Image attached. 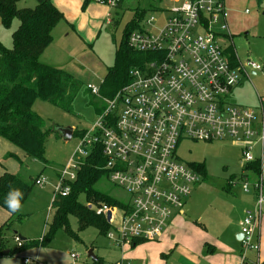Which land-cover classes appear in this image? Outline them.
<instances>
[{"label":"built area","instance_id":"obj_1","mask_svg":"<svg viewBox=\"0 0 264 264\" xmlns=\"http://www.w3.org/2000/svg\"><path fill=\"white\" fill-rule=\"evenodd\" d=\"M82 1L111 10L123 0ZM171 2L179 5L169 11L160 8L161 24L150 16L140 30L130 34L129 47L145 55L146 61L131 69V82L106 101L107 108L97 122L78 138L54 186V198L67 197L81 161L101 146L109 181L129 198L126 207L100 204L89 208L106 218L111 226L106 238L117 249L137 240L157 241L176 215L185 214L187 200L202 177L179 160L184 140L233 142L241 147L242 165L259 160L264 168V124L259 113L230 102L232 91L250 74L263 72L264 65L250 59L243 63L236 52L235 61L231 60L226 50L233 37L225 0ZM88 90L99 95L95 86ZM247 182L244 191L251 187L257 202L241 222L243 263L249 252L260 253L256 236L264 202L262 178L256 184ZM45 184L43 177L36 180L41 188ZM71 258L79 260L75 254Z\"/></svg>","mask_w":264,"mask_h":264},{"label":"rangeland","instance_id":"obj_2","mask_svg":"<svg viewBox=\"0 0 264 264\" xmlns=\"http://www.w3.org/2000/svg\"><path fill=\"white\" fill-rule=\"evenodd\" d=\"M58 1L52 0L54 6ZM36 4L35 0H22L18 8H35ZM178 5L171 0H127L121 8L111 10L93 3H89L85 8L80 6L75 9L74 6H69L66 11L62 10L65 19L54 31V41L41 61L71 73L83 83V87L75 99L72 113H66L45 102L38 101L34 105V110L44 120L45 127L52 128L55 132L48 138L46 144L45 164L35 160H24L21 151L12 144L10 153H15L21 159L22 166L17 160L9 159L8 155L0 161V165L3 164L7 168H10L11 164L12 170H16V174L20 173L25 178L47 179V184L43 188L34 186L21 210L24 219L13 224V229L19 236L28 241H39L43 237L54 214L52 202L57 174L59 175L67 163L78 141L74 136L66 139L62 132L67 129H72L73 133L86 131L97 122L101 104L95 101V95L91 94L88 86H95L98 89L102 86L109 68L115 64L116 51L124 39L126 28L135 19V8H150L151 10L145 13L144 20L154 16L157 19L156 24L159 25L163 20L159 14L160 8L169 11ZM225 5L229 13L227 22L230 35L233 37L228 46H232L243 63L250 59L260 61L264 65V0H225ZM19 24V21L15 20L12 27L6 29L0 21V46L12 48V35ZM263 72H258L256 76L250 74L249 79L243 80V89L234 90L230 102L259 113L258 99L264 97ZM255 152L259 154V147ZM236 155H241L240 148L230 141L210 143L184 140L180 144L178 157L181 163L205 164L207 170V179L201 180L193 188L191 200L185 207L187 219L191 224L197 221L195 218L202 219L215 213L214 208L225 210L223 199L228 190H236L242 195L252 194L251 187L249 193L243 190V184L247 182L246 172L235 177L234 180L238 182L233 185L229 183L230 176L240 170L238 167L240 164L235 165ZM239 158L241 160L242 156ZM98 187L116 199L129 198L125 191L108 179L100 182ZM80 201L85 204L84 197H81ZM0 212L5 214L2 209ZM69 223L73 232L78 234L79 240L59 230L48 246L31 247L19 254L2 257L0 264H25V259L35 260L31 264H94L88 257L90 250L104 261L117 262L121 257L122 252L113 247L104 235H99L96 229L89 227L79 231L75 217H70ZM141 244H144V251L147 253L157 245L156 242ZM15 245H19L18 240L15 241ZM72 254L78 255L79 260H72Z\"/></svg>","mask_w":264,"mask_h":264},{"label":"trees","instance_id":"obj_3","mask_svg":"<svg viewBox=\"0 0 264 264\" xmlns=\"http://www.w3.org/2000/svg\"><path fill=\"white\" fill-rule=\"evenodd\" d=\"M21 1L0 0L2 26L10 29L15 20L20 23L12 35V48L6 49L0 46V138L14 145L26 160L45 164L46 144L48 138L55 132L52 128L45 127V122L34 110V105L38 101L45 102L66 113H72L73 104L82 90L83 83L71 73L41 61L42 56L54 41V31L65 19L64 14L54 6L52 0H35L37 3L35 8L20 9L18 4ZM125 1L127 0H123L118 8H121ZM149 10L151 9L135 8V19L126 28L124 39L116 51L115 64L109 68L99 88V95L95 96V101L101 104L98 115L107 108L106 101L112 100L123 87L131 82V69L141 66L146 61L145 55L129 47L128 39L132 32L140 30L145 13ZM226 51L231 60L235 61L236 55L232 46ZM86 131L73 133V136L81 138ZM7 157L14 158L20 165L23 164L21 159L13 153ZM104 164L101 146H97L89 157L81 161L76 181L69 183L70 194L67 197L53 199L54 214L41 240H26L21 242V247L14 244L19 235L13 229V224L24 219L21 210L38 178L33 180L25 178L20 173L11 174L4 171L0 176V209L9 214V219L0 225V258L19 254L31 247L48 246L59 230L79 240L78 234L70 227V217L77 219L79 231L92 227L99 232V235L106 237L111 226L104 216L97 215L93 209L89 208V205L107 204L126 207L128 202L111 197L98 187L100 182L108 179ZM187 165L197 171L202 180L207 179L205 164ZM244 170L248 173L247 180L252 179L253 184L261 180L259 160L246 164ZM235 177H230V185L235 181ZM13 190H19L22 193V207L16 213H11L5 204L6 197ZM81 197H84L85 204L80 201ZM145 242L148 241L137 240L129 245ZM94 263L103 264L100 259L95 260Z\"/></svg>","mask_w":264,"mask_h":264},{"label":"crops","instance_id":"obj_4","mask_svg":"<svg viewBox=\"0 0 264 264\" xmlns=\"http://www.w3.org/2000/svg\"><path fill=\"white\" fill-rule=\"evenodd\" d=\"M56 3V7L61 12L62 10L66 11L65 9H69V6H74L75 9H78L80 6L85 8L89 5V3H85L82 0H59ZM62 13L64 14V12ZM252 75L256 76L257 73H252ZM243 86L244 84L242 82L234 90L243 89ZM258 103L260 121L264 124V97H259ZM10 145V143L0 138V161L5 155L10 154L12 150ZM234 145L240 148L241 153V147L235 143ZM258 153L260 154V147ZM13 154L16 155L15 153ZM259 154H257V157L260 156ZM240 156H235V165L238 166V164H240V166H238L240 170L238 173H233L231 176L241 175V173L246 172L244 170L245 165H242V160H239ZM22 158H24L23 154ZM6 159L7 158H5V160ZM9 159L14 160V158ZM21 163L23 162L21 161ZM9 167L10 168H7L1 164L0 176L4 171H10L11 174H16L17 171L12 170L11 164H9ZM246 174L248 173L246 172L245 175ZM261 178L264 184V168H261ZM249 181L253 184L252 179ZM236 182L238 181H234L232 185ZM191 197L192 195L187 200L185 207L191 200ZM223 202L225 210L214 208L216 211L215 213L213 212V214L209 216L206 215L202 219L195 218L197 221H194L192 224L189 219H187V211L184 207L185 214L176 215L172 219L162 238L156 242L157 245L153 247L150 253H147L146 250L144 251V244L126 245L122 249H119L122 253L117 262H124L125 260L130 264H172L173 262V264H264V202L262 205V219L257 229L256 236V241L260 244V253L249 252L245 263L242 262L241 258V222L254 210L257 202L256 194L252 191V194L242 195L240 192L237 193L236 190L234 191L232 189L226 191ZM0 219V225H2L9 219V214L7 212H5V214L0 212ZM198 224L201 227L198 226ZM90 251L93 252V250ZM159 255H161V257ZM95 257L96 260L100 259L97 256ZM101 261L103 264L109 262L103 259Z\"/></svg>","mask_w":264,"mask_h":264},{"label":"clouds","instance_id":"obj_5","mask_svg":"<svg viewBox=\"0 0 264 264\" xmlns=\"http://www.w3.org/2000/svg\"><path fill=\"white\" fill-rule=\"evenodd\" d=\"M22 193L19 190L10 191L5 199V204L11 213L18 212L22 205Z\"/></svg>","mask_w":264,"mask_h":264},{"label":"water","instance_id":"obj_6","mask_svg":"<svg viewBox=\"0 0 264 264\" xmlns=\"http://www.w3.org/2000/svg\"><path fill=\"white\" fill-rule=\"evenodd\" d=\"M62 134L64 135V137H65L66 139H71V138L73 137V130H72V129L64 130V131L62 132ZM110 217H111V214L109 213V214H108V220H110ZM15 232H16V231H15ZM18 240H19L20 242H25V241H26V239H24V238L21 237V236L18 237ZM88 257H89V259H92L93 261L96 260V257H95V255L93 254L92 251L89 252Z\"/></svg>","mask_w":264,"mask_h":264}]
</instances>
